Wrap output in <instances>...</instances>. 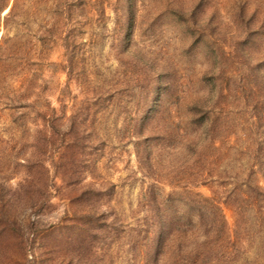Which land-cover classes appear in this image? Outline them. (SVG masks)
<instances>
[{"label":"rangeland","instance_id":"obj_1","mask_svg":"<svg viewBox=\"0 0 264 264\" xmlns=\"http://www.w3.org/2000/svg\"><path fill=\"white\" fill-rule=\"evenodd\" d=\"M31 3L61 121L0 85V264H264V0Z\"/></svg>","mask_w":264,"mask_h":264},{"label":"trees","instance_id":"obj_2","mask_svg":"<svg viewBox=\"0 0 264 264\" xmlns=\"http://www.w3.org/2000/svg\"><path fill=\"white\" fill-rule=\"evenodd\" d=\"M30 1L32 0H0V30L3 25L5 32L0 40V85L10 78H13L15 82L13 98L14 102H16V109L21 111L19 127L23 126V128H26L25 126L28 125L26 118H29L33 111L40 117V125L44 130L49 129L50 125L52 127L54 125L58 130L60 124L54 121H61V119L60 117L55 116L54 118V115H50V112H54V109L51 110L46 95L47 80L45 78V68L47 59L43 51L50 43H55L58 39L63 40V27L56 26L53 30H50V28L44 30L40 50H37L36 44L23 40L21 34L24 33L25 35V33L31 32L27 15H30V11L35 6L32 3L30 4ZM86 1L60 0L58 10L54 14L62 17L66 10L79 7ZM9 7L10 10L3 19L2 14ZM33 13L37 15V12ZM23 16H26V19L20 20ZM11 29H15L14 36H9L12 31ZM262 196L264 200V195ZM169 229L167 235L165 234V238H162L164 248L167 247L166 245H168L171 238L172 240L178 239V236L179 238H183L187 234L185 231H178L177 233L179 234L176 235V230ZM145 232L147 235L152 233L150 229Z\"/></svg>","mask_w":264,"mask_h":264}]
</instances>
